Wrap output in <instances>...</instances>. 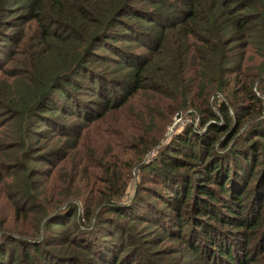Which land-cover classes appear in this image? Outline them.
Listing matches in <instances>:
<instances>
[{"label":"trees","instance_id":"1","mask_svg":"<svg viewBox=\"0 0 264 264\" xmlns=\"http://www.w3.org/2000/svg\"><path fill=\"white\" fill-rule=\"evenodd\" d=\"M0 264H264V0H0Z\"/></svg>","mask_w":264,"mask_h":264},{"label":"rangeland","instance_id":"2","mask_svg":"<svg viewBox=\"0 0 264 264\" xmlns=\"http://www.w3.org/2000/svg\"><path fill=\"white\" fill-rule=\"evenodd\" d=\"M189 121V117L188 116H182L179 114H174L172 116L171 121L166 124L163 128L162 131L160 132V138H159V142L163 141L164 138H166L174 128H180V126H183L184 124H186ZM154 148H151L146 154H144L142 156V158H140L137 161V165L138 164H147L151 159L152 156L154 154ZM136 165V166H137ZM140 174H142V172H140V170H138L136 167H134L132 170H130V173L128 175V178L126 179V185H125V190L123 192V194L121 195L122 199L130 196L132 194V192L134 191V189H136L137 183L140 182Z\"/></svg>","mask_w":264,"mask_h":264}]
</instances>
